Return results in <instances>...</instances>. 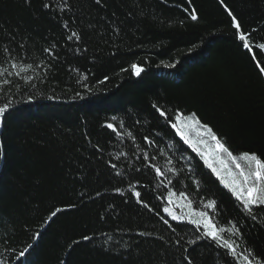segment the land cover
Listing matches in <instances>:
<instances>
[{
    "label": "trees",
    "instance_id": "obj_1",
    "mask_svg": "<svg viewBox=\"0 0 264 264\" xmlns=\"http://www.w3.org/2000/svg\"><path fill=\"white\" fill-rule=\"evenodd\" d=\"M262 44L264 0H0V264H264V205L172 127L193 115L264 159ZM171 192L237 256L169 218Z\"/></svg>",
    "mask_w": 264,
    "mask_h": 264
},
{
    "label": "snow or ice",
    "instance_id": "obj_2",
    "mask_svg": "<svg viewBox=\"0 0 264 264\" xmlns=\"http://www.w3.org/2000/svg\"><path fill=\"white\" fill-rule=\"evenodd\" d=\"M97 3H99V0H97ZM45 7H48V5H45ZM228 15L232 16V13L229 11ZM191 19L193 21H196L197 16L195 14H192ZM231 23L236 29L238 39L242 42V47L251 49L249 39L244 34H242L241 25L234 16ZM72 35L76 36V33H73ZM260 47L264 49V44L260 45ZM45 51L51 54L50 49H45ZM31 67L32 65H27V67H25L23 65L18 66L15 63L12 64V68L16 70L17 75L27 71ZM4 71L6 70H0V75H2ZM143 71L144 69L142 67H139L136 64L131 65L132 75L140 77ZM262 72H264V69H262ZM9 75H11V73H9ZM101 83H103V81H101ZM7 111L8 104L5 103L3 107H0V116H4ZM157 111L159 112V115L161 117H164L166 115V113L159 108H157ZM183 123H185L184 118L180 115H177L176 122L172 124V127L176 129V132L180 134L185 143L190 144L193 147V150L199 153V155L203 158L205 165H207V167L211 169V171L217 176L224 187L227 188L236 198V200L241 203L242 207L248 211L249 215H252V206L264 205V159L260 158L255 153H243L239 157V160L246 161L248 168L252 169L251 171L246 172L244 170V166L239 163L237 158L233 156L232 152L229 151L224 143L221 142V140L217 137V135L211 128L201 126L199 120H193L192 123L199 126L201 129V131L197 133L200 136V139L196 142H193L188 136L185 135L181 127ZM106 127L115 131L112 124H108ZM221 154H227V156L231 159L232 163L235 165V168L238 170L236 174H234L228 168L225 161L221 158ZM217 164L221 165V167H217ZM113 167H115V165H113ZM156 171L159 175L160 170L157 169ZM135 195L137 197H140L139 192L135 193ZM171 195L172 194L170 193L169 200H171ZM144 206L147 207L146 204ZM214 206L215 201H211L207 205L208 208H213ZM58 211L60 210L57 209L56 211H54L52 213V216H55L56 212ZM164 211L172 216L173 220L183 219V217L174 215L167 208H165ZM198 215L202 219H189V222L195 225L197 230H199L202 225L204 229L203 236L206 238H210L213 242H216L219 247H223L224 249H226L227 253L235 258L237 256L235 243L223 239L219 235V233L225 232V229H217L214 224L208 219V214L206 212H200ZM252 218L255 219V216H252ZM233 227L235 228V226ZM245 260H249V257H245ZM189 264H191V262H189ZM249 264H251L250 260Z\"/></svg>",
    "mask_w": 264,
    "mask_h": 264
},
{
    "label": "rangeland",
    "instance_id": "obj_3",
    "mask_svg": "<svg viewBox=\"0 0 264 264\" xmlns=\"http://www.w3.org/2000/svg\"><path fill=\"white\" fill-rule=\"evenodd\" d=\"M184 118L185 123H183L181 125L184 133L186 136H188L190 138V140H192L193 142H196L197 140L200 139V136L197 134L198 132L201 131L200 127L195 125L194 123H192L193 120H198L197 117L193 116V115H188V116H182ZM200 122V121H199ZM201 126H205L203 124L200 123ZM208 127V126H206ZM209 128V127H208ZM175 129V128H174ZM176 131V129H175ZM180 136V134H178ZM181 137V136H180ZM206 139V137H205ZM184 140V139H183ZM188 146H190L192 149L193 147L187 143ZM197 152V151H196ZM198 153V152H197ZM243 154V153H242ZM241 154V155H242ZM234 156L237 158V160L239 161V163L244 166V170L247 171H251L252 169L248 168L247 162L243 161V160H239V157L241 156ZM221 158L225 161V163L227 164L228 168L234 173L236 174L238 172V170L235 168V165L232 163L231 159L227 156V154H221ZM217 167H221V165L217 164ZM216 176V175H215ZM217 177V176H216ZM224 186V185H223ZM171 200L168 199V204L165 206V208L169 209V211H171L174 215L179 216V217H183V219L181 220H175V221H188L189 219H202L201 217H199V213L195 211L190 202L187 201L186 198H184L183 196H176L174 195L173 192H171ZM164 208V209H165ZM165 212V211H164ZM165 214L172 219V216H170L167 212H165ZM208 219L210 220V218L208 217Z\"/></svg>",
    "mask_w": 264,
    "mask_h": 264
}]
</instances>
